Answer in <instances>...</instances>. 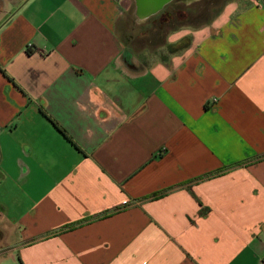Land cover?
I'll return each instance as SVG.
<instances>
[{
  "label": "crops",
  "instance_id": "1",
  "mask_svg": "<svg viewBox=\"0 0 264 264\" xmlns=\"http://www.w3.org/2000/svg\"><path fill=\"white\" fill-rule=\"evenodd\" d=\"M131 2L0 0V264H264V0L144 55Z\"/></svg>",
  "mask_w": 264,
  "mask_h": 264
},
{
  "label": "rangeland",
  "instance_id": "2",
  "mask_svg": "<svg viewBox=\"0 0 264 264\" xmlns=\"http://www.w3.org/2000/svg\"><path fill=\"white\" fill-rule=\"evenodd\" d=\"M225 1L174 0L175 3L172 5H165L160 11L144 17L138 14L135 0H132L126 22L128 48L134 54L144 55V49H152L154 45H158L162 48L160 53L166 54L168 47L164 46V43L169 32L184 26H197L211 21ZM131 38L133 39L130 41ZM6 189L7 184L0 183V199L1 196L9 198ZM8 245L2 246L4 251H7ZM1 257L2 264L18 263L13 252L7 251Z\"/></svg>",
  "mask_w": 264,
  "mask_h": 264
},
{
  "label": "water",
  "instance_id": "3",
  "mask_svg": "<svg viewBox=\"0 0 264 264\" xmlns=\"http://www.w3.org/2000/svg\"><path fill=\"white\" fill-rule=\"evenodd\" d=\"M172 0H135L139 15L147 17L160 11L164 5Z\"/></svg>",
  "mask_w": 264,
  "mask_h": 264
},
{
  "label": "trees",
  "instance_id": "4",
  "mask_svg": "<svg viewBox=\"0 0 264 264\" xmlns=\"http://www.w3.org/2000/svg\"><path fill=\"white\" fill-rule=\"evenodd\" d=\"M173 2L168 3L167 5H172ZM28 51V50H27Z\"/></svg>",
  "mask_w": 264,
  "mask_h": 264
}]
</instances>
